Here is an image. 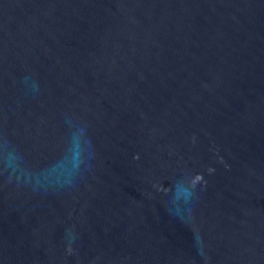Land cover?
<instances>
[{
	"label": "water",
	"instance_id": "water-1",
	"mask_svg": "<svg viewBox=\"0 0 264 264\" xmlns=\"http://www.w3.org/2000/svg\"><path fill=\"white\" fill-rule=\"evenodd\" d=\"M0 264H264V0H0Z\"/></svg>",
	"mask_w": 264,
	"mask_h": 264
}]
</instances>
